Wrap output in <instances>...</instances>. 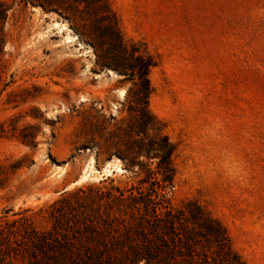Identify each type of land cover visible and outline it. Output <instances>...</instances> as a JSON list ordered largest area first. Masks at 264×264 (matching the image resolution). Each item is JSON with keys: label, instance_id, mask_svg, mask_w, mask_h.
<instances>
[{"label": "rangeland", "instance_id": "obj_1", "mask_svg": "<svg viewBox=\"0 0 264 264\" xmlns=\"http://www.w3.org/2000/svg\"><path fill=\"white\" fill-rule=\"evenodd\" d=\"M131 52L152 65L145 134L174 146L169 207L197 205L264 264V0H0V219L29 209L44 231L62 196L79 216L136 184L121 154L143 139L141 84L111 66Z\"/></svg>", "mask_w": 264, "mask_h": 264}, {"label": "trees", "instance_id": "obj_2", "mask_svg": "<svg viewBox=\"0 0 264 264\" xmlns=\"http://www.w3.org/2000/svg\"><path fill=\"white\" fill-rule=\"evenodd\" d=\"M107 13L105 42L114 55L124 52L113 14ZM135 63L116 71L137 70L142 104L135 119L138 139L121 154L136 184L113 187L99 193L100 209L70 216V197L62 196L47 213L49 229L38 231V213L29 209L0 219V264H245L233 251L224 229L195 204L169 207L166 190L172 185L174 146L155 131L146 136L152 121L146 110L147 73L152 66L140 54L130 53ZM128 154V155H127ZM129 156V157H128ZM155 159L153 169L146 161ZM143 174L142 177H139Z\"/></svg>", "mask_w": 264, "mask_h": 264}, {"label": "water", "instance_id": "obj_3", "mask_svg": "<svg viewBox=\"0 0 264 264\" xmlns=\"http://www.w3.org/2000/svg\"><path fill=\"white\" fill-rule=\"evenodd\" d=\"M105 72L108 74V73H111L112 75H114L113 72L109 71V70H105Z\"/></svg>", "mask_w": 264, "mask_h": 264}]
</instances>
